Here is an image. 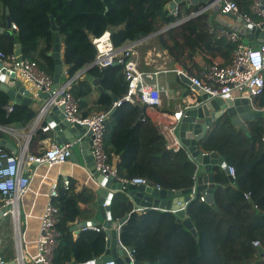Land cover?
Here are the masks:
<instances>
[{"label":"trees","instance_id":"obj_1","mask_svg":"<svg viewBox=\"0 0 264 264\" xmlns=\"http://www.w3.org/2000/svg\"><path fill=\"white\" fill-rule=\"evenodd\" d=\"M171 1L0 0V51L10 56L14 46L20 44L21 56L36 62L51 76L54 70L53 60L48 56L54 36L50 29L51 16L64 36L63 64L68 79L93 62L96 51L91 37H99L105 31H109L114 47L154 35L155 44L171 60L169 65L178 64L188 75L197 74L196 58L204 63L220 59L222 65L229 64L237 44L218 37L210 28L230 29L220 27L207 11L169 27L202 7L181 3L174 16L167 8ZM231 1L238 6L240 15H251V0ZM11 24L15 25L14 30ZM122 70L120 65H108L91 66L87 71L88 76L100 80L104 91H110L100 94L92 108L93 112L107 115L104 150L108 163L112 164L117 157L116 170L126 180L144 178L149 186L161 190L191 188L195 167L187 152L168 147L158 128L148 119H140L136 124L137 105L121 103L112 107L113 98H122L126 93ZM174 84L186 87L179 77ZM68 91L81 111L91 95L90 84L86 79H77ZM9 103L8 95L0 90V127H23L36 115L29 104L22 103L13 104L12 112L7 114L4 106ZM255 104L264 108V90ZM87 114L83 112L81 116ZM109 119H113V126ZM247 128L244 132L223 119L202 142V149L217 153L227 167L233 168L234 176L230 181L221 170L217 172L220 188L213 191V206L201 201L200 196L187 204L186 216L197 240L176 221L173 213L153 209L136 211L126 196L127 190L114 195L110 203L111 218L116 221L128 215L120 227L119 241L132 251L137 264H264V112L262 117L248 122ZM35 135V142L42 138L41 131ZM1 139L6 137L0 131ZM0 149L12 154L3 147ZM91 200L92 193H74L70 186L65 190L59 184L58 196L53 201L59 210L56 226L59 237L52 264L73 261L83 264L102 255L103 232L85 230L74 239L70 230L82 214L79 205ZM254 242L259 245L254 246ZM0 256L6 263L13 260L3 253Z\"/></svg>","mask_w":264,"mask_h":264},{"label":"built area","instance_id":"obj_2","mask_svg":"<svg viewBox=\"0 0 264 264\" xmlns=\"http://www.w3.org/2000/svg\"><path fill=\"white\" fill-rule=\"evenodd\" d=\"M216 2H220L217 7V15L231 13L242 17L252 26H260V21L257 19L263 16V11L260 9V0H251L249 6L251 15L249 16L240 15L238 13V6L231 0H216ZM206 7L208 6L200 7L197 11L191 12L188 16L177 20L173 25H179L185 20L197 16L206 11ZM177 11L178 6L171 11L172 15H177ZM11 29L14 30L15 25H12ZM210 32L215 33L218 37H223L230 42L236 43V49L232 53L231 62L227 65L200 61L196 75H188L177 65L170 66V62L167 63L166 61L155 71H140L139 65L134 59L135 44L139 41L128 43L121 47H114L110 40V34L107 31L91 40L96 55L90 67L122 66L126 93L122 98L116 99L113 102V108L118 107L121 103H130L137 106L143 105L148 109L158 107L160 105L159 95L163 88L158 87L156 84L157 76L160 73H172L178 77L184 76L188 78L194 87L200 88L212 98H245L248 100L253 111L264 112V108L257 107L255 104V99L264 90V43L250 47L245 45L242 42L241 35L235 32L221 28H210ZM1 71H4V75H7L13 81H20L30 86L32 96L35 99L46 95L47 98L43 100L36 120L42 117L45 119L46 110L56 107L57 109H61L64 119L70 124L86 126L85 133L89 132L88 149L93 161L94 170L102 174L104 178L111 177L122 185L123 188H126L130 184L149 186L144 178L136 177L131 180L121 178L116 168L108 163L104 150L105 120L107 115L105 113H96L82 117L79 114L78 103L68 91V82L58 83L53 88L52 76L46 74L36 62L27 58H20L16 55L5 56L0 51V73ZM190 93H194L193 89H190ZM4 110L7 114L11 113L13 105L8 104L4 106ZM180 118L181 109L172 116L164 114L159 120L153 118L166 145L173 149H184L177 135ZM4 128L0 127V131H5L6 129ZM49 129L48 124L41 127L42 132H47ZM80 139H73L66 144H58L56 141L51 142L43 153L36 156L28 155L26 152L27 148H24L19 156L7 154L0 149V210L2 208L7 209V215H9L16 236L19 235L20 231L19 202L30 184V177L25 174V169L32 165H45L47 168H52L62 163H68L70 161L71 149L73 150L75 146L80 144ZM227 172L231 177L234 176L232 167H227ZM69 185V180L63 179V189L67 190ZM58 186L59 183L57 181H53L49 185L47 201L39 218L35 253L29 256L27 255V251L17 248L16 257L13 260L16 264H25V256H29L28 263L52 264L59 237V232L56 228L59 210L53 203L54 199L58 196ZM155 188L160 190L158 186ZM91 228L88 227V229ZM119 231L120 228H118ZM253 245L258 246L259 244L258 242H254ZM123 249L126 251L132 264L134 261L132 251L125 247ZM0 264H6L1 256ZM103 264L114 263L110 261Z\"/></svg>","mask_w":264,"mask_h":264},{"label":"water","instance_id":"obj_3","mask_svg":"<svg viewBox=\"0 0 264 264\" xmlns=\"http://www.w3.org/2000/svg\"><path fill=\"white\" fill-rule=\"evenodd\" d=\"M215 0H172L167 8L173 10L181 3L186 5H197L199 3L210 7ZM260 9L263 11V16L258 19L260 26L255 27L248 24L242 17L228 13L223 15H216L214 20L216 23L230 29V31L241 35L245 42L251 45H260L264 43V0H260ZM226 19H231L230 23ZM50 29L53 32V47L50 56L54 59V74H53V88H55L60 80H64L62 75V62L60 60L59 48V33L58 27L55 25L53 18L50 16ZM12 33V32H10ZM16 48H19L18 45ZM19 54V51H16ZM1 75L5 72L1 71ZM179 79L189 88L193 89L192 96L194 102L184 106L181 109V118L178 123L177 135L180 142L187 152L190 161L195 167L193 178V186L185 190H158L152 186L144 185H128L123 188L111 177L104 178L102 174L94 170L93 161L89 153V132H86V126L78 124H70L64 119L61 109L51 107L46 110V121L49 128L52 129L55 135V141L58 144H66L73 139L81 138L80 145L83 149L82 157L84 159L86 168L90 171L94 181L98 184L95 191L97 201L95 202L96 209L102 220V228L106 234V250L104 255L95 260V264H103L112 261L114 264H131L126 251L123 249L119 241L118 228L128 219V215L113 221L110 214V203L117 192L126 191L127 197L134 204L138 210L153 209L171 212L176 216V221L182 223L188 228L197 240L196 231L186 216L187 204L197 196H200L201 201H204L213 206L212 194L214 189L220 188L216 184V174L219 170L223 171L227 178L232 181V177L227 173V166L222 158L217 153L205 152L202 149V142L206 140L213 128L221 120H228L232 125L244 132L248 131L247 123L261 117V113L253 111L248 100L245 98H221L210 97L200 88L194 87L188 78L179 76ZM88 81L96 87L100 93L102 92L99 79L88 78ZM15 87V88H14ZM0 90L4 91L9 99L14 104H28L30 102L31 93L24 87L22 82L13 81L11 78L9 83L4 86L0 82ZM109 94V92H107ZM43 100L46 95H42ZM116 101V98H113ZM140 118H143V112L139 106H136ZM7 149L10 153L16 154L15 147L6 139L0 140V148ZM70 161L78 162L74 151L71 149ZM214 210H217L214 208ZM7 215V209L0 210V220ZM95 226L96 221L89 222ZM83 223L81 226H86ZM80 226V227H81ZM75 228V227H73ZM89 262L86 264H94ZM6 264H16L15 261ZM71 264H77L75 262ZM132 264H137L133 261Z\"/></svg>","mask_w":264,"mask_h":264},{"label":"crops","instance_id":"obj_4","mask_svg":"<svg viewBox=\"0 0 264 264\" xmlns=\"http://www.w3.org/2000/svg\"><path fill=\"white\" fill-rule=\"evenodd\" d=\"M219 3L220 2H216L215 0L210 7H206L207 8L206 11L210 15H212L213 19L217 15V7ZM199 4L202 7L206 6L205 4H202V3H199ZM169 11L171 12V10ZM226 20L230 23L233 22L231 19H226ZM173 24L169 27L177 26ZM12 25L13 24H11V26ZM220 27L224 28V26L222 25H220ZM167 28L168 27L163 28L161 31H165ZM153 36L154 35L143 38L135 44L134 59L137 61L140 71H155L157 68H159L163 64L164 61H166L167 63L171 61L169 57L159 49L157 44H155L154 39H152ZM59 38H60V41H59L60 60L62 62V75L64 77V80H60L59 83L68 82L70 85L72 82H74L77 79L87 80L89 77L92 78V80L97 79V78L87 75L88 74L87 71L90 68V65L80 68V70L76 72L73 78L71 79L67 78L66 67L63 64V54H64V49H65L64 36L59 33ZM91 40H92V37H91ZM243 43L250 47L257 46V45L248 44L244 40H243ZM17 45L19 48H16ZM16 51H19V54H16ZM50 52L48 53V56H50L49 55ZM12 55H16L20 58H24L21 56L22 54H21L20 44H16L14 46ZM52 60L54 64V59L52 58ZM196 62L200 63V59L196 58ZM213 62L222 64V61L220 59H215ZM176 65L179 67L178 64ZM54 68H55V64H54ZM53 74H54V70L51 75L52 77H53ZM176 77L178 76H175L172 73H167V74L160 73L157 76V80H156V84L158 85V87L163 88L159 95L160 105L158 107H154L153 109H148L147 107H144L143 105L140 106L143 112L144 120L148 119L152 124L156 126V128L158 127L156 125V121H153V118L155 120H159L162 118V115L164 114L168 116H172L173 114L177 113L180 109H182L184 106H187L194 102L192 96H195V95L190 93V89L187 86L184 87L183 85L174 84ZM9 80L10 78H8L7 75L0 74V82L2 85L6 86L9 83ZM87 82L90 84V87H91V95L88 99L87 105L84 108H81V111L79 109V114L81 115L83 112H88L86 116H89L92 114H96V112L92 111V108H93V104L96 103V100L98 99L100 94H102L103 92L110 93V91H108L107 89H105L104 91L99 83V86L102 90V92L100 93V91L96 87H94L90 81L87 80ZM22 84L28 90V92L31 93L30 102H28V104L30 108L36 113V115L25 126L18 127L16 125H12L9 127H5L4 129L6 130L2 131V133H4L6 140H8L15 147L16 154L14 155L19 156L22 150L24 148H27L26 152L28 155L36 156V155L43 153L48 148L49 143L55 141V135L51 128L47 132L41 131V127H44L48 124L46 121V117L45 119L42 117L41 119L36 120L39 109L41 108V105L43 103V98L39 97L38 99H35L32 96L30 86H28L25 83H22ZM9 104L13 105L14 103L10 100ZM261 117H262V112H261ZM139 118H140V113H139ZM143 118L141 120H143ZM139 120L140 119L136 121V124L138 123ZM108 123L110 124V126H113L114 125L113 119H109ZM247 126H248V123H247ZM37 131H41L42 138L38 139L35 142L33 140L34 138H37L35 135ZM73 151L76 155V158L78 159L77 163L73 161H69L68 163H62L52 168H47L45 165H32L29 168L25 169V174L28 177H30V184H29L28 190L26 191V193L23 195L22 199L19 202V211H20L19 235L16 236L15 233L13 232L9 215L4 216L0 220V253H3L5 256L13 260L16 257L17 248L27 251V255L29 256L35 253V241L38 236L39 218L41 216L43 207L47 201V192H48L49 185L53 181H57L62 187V181L63 179L66 178L70 182L69 186L72 192L80 193L82 191H87L88 193H92L93 195V200H91L89 203H87L86 205H83V204L79 205V209L82 214L72 224L70 228L72 232V236L75 239L77 234L85 230H89L95 233L103 232L105 246H104V251L102 255H104V252L106 250V234H105L104 229L102 228V220L95 206V202L97 201V196L95 194V191L98 187V184L95 183L90 171L86 168L84 159L82 157L83 149L81 148V145L79 144L75 146ZM116 163H117V157H114V160L112 161L111 165L114 168H116ZM223 174L227 178L224 172ZM216 184L218 183L216 182ZM130 203L132 204V207H134L136 211H140L138 210V208L134 206V204L131 201ZM110 214H111V211H110ZM92 220L96 221L97 224L95 226H92L89 223ZM83 223H89V224H86V226H84L85 229L83 228V226H81ZM88 227H92V228L88 229ZM117 233L119 234L118 230H117ZM29 256L24 257L25 264H32V263H28ZM100 257L96 259H92L86 263H89V262L94 263L95 260L99 259ZM86 263H83V264H86ZM77 264H80V263H77Z\"/></svg>","mask_w":264,"mask_h":264},{"label":"rangeland","instance_id":"obj_5","mask_svg":"<svg viewBox=\"0 0 264 264\" xmlns=\"http://www.w3.org/2000/svg\"><path fill=\"white\" fill-rule=\"evenodd\" d=\"M12 230H13V227H12ZM14 232V231H13Z\"/></svg>","mask_w":264,"mask_h":264}]
</instances>
